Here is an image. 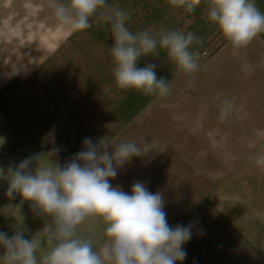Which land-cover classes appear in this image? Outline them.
Instances as JSON below:
<instances>
[{
  "label": "rangeland",
  "instance_id": "obj_1",
  "mask_svg": "<svg viewBox=\"0 0 264 264\" xmlns=\"http://www.w3.org/2000/svg\"><path fill=\"white\" fill-rule=\"evenodd\" d=\"M50 6L49 3V16L54 13ZM193 52L199 53L201 61L209 57L204 49ZM157 59V78L168 80L175 72L182 74L170 63L164 49L159 50V55L142 57L137 66L144 67ZM63 67H50L47 76L53 75V82H40L38 73L36 81L14 84L16 89L10 90L8 98H4V90L0 92V167L6 170L9 165H18L22 160L18 158L22 147L4 145L8 131L5 130L7 120L3 112L8 110L16 113L13 116L17 121L23 123L24 119L30 118L36 130L42 128L33 134L60 137L68 145L79 143L76 139L83 134L111 147L125 141L141 142L143 138L153 145L152 152L147 156L133 157L118 169L117 176L110 183L113 187H126L129 194L134 182L145 183L148 191L162 194L163 210L170 226L192 225V238L183 246L187 256L177 264H264V179L250 158L264 153L263 147L244 145L247 142L245 132L238 135V132L201 130L200 123L194 121V113L200 106L199 96L197 94L192 99L189 108L182 82L171 84L170 94L166 97L146 96L134 89L118 88L113 75L115 66L112 67L111 82L97 83L94 108L76 107L77 101L71 97L73 84L55 82L63 80L65 70L66 74L71 73L70 67ZM117 104L127 114L128 129L124 131L115 129L119 128L115 115L110 118L107 113V107ZM189 109L193 113L192 129L185 130V115ZM54 110L60 112L41 114ZM75 110L79 114L63 113ZM48 126L56 130H43ZM86 128L90 130L82 131ZM82 149L81 146L47 148L49 154H53L50 155L53 160L57 159V154L64 156L62 165L69 162L67 156L70 153L77 154ZM13 155H17L16 159ZM12 159L16 162H11ZM7 188V180L0 179V232L11 237L16 226L24 227L23 224H30L31 220L36 222L41 215L24 210L31 204L19 195L10 199L6 195ZM24 230L25 238L34 236L30 234L35 230L33 227H24ZM3 251L0 248V255Z\"/></svg>",
  "mask_w": 264,
  "mask_h": 264
},
{
  "label": "clouds",
  "instance_id": "obj_2",
  "mask_svg": "<svg viewBox=\"0 0 264 264\" xmlns=\"http://www.w3.org/2000/svg\"><path fill=\"white\" fill-rule=\"evenodd\" d=\"M176 9L191 14L201 0H167ZM52 8L59 26L69 35L89 29L90 20L110 25L114 40L110 48L115 68L114 79L122 90L134 89L146 96L166 97L171 86L157 78L155 64L138 67L142 57L159 55L164 49L177 72L191 75L199 70V53L190 50L201 38L195 33L162 30L154 35L144 30L133 33L127 27L131 14L107 0H53ZM207 15L217 25L231 46L232 55L264 34V12L256 0H207ZM227 109L222 111V118ZM111 148V152L109 151ZM153 145L125 141L111 147L85 138L83 149L63 166L40 155L22 160L18 165L0 167V179L7 180L6 195L28 201L34 213L47 222L39 233L25 238L24 227L14 234L0 232V264H177L187 252L183 246L192 238V225H169L160 192L148 191L146 184L134 182L131 194L113 187L111 179L133 157L147 156ZM56 151H59L58 149ZM264 169V153L250 157ZM35 164L33 169L31 166ZM102 225L98 243L96 234L85 233L88 222Z\"/></svg>",
  "mask_w": 264,
  "mask_h": 264
},
{
  "label": "crops",
  "instance_id": "obj_3",
  "mask_svg": "<svg viewBox=\"0 0 264 264\" xmlns=\"http://www.w3.org/2000/svg\"><path fill=\"white\" fill-rule=\"evenodd\" d=\"M65 1L67 2L59 0L61 3ZM49 3L52 5L53 0H7L6 3L0 0V92L4 90L7 93L4 98H8L10 90L16 89L14 84L36 81L38 73L40 82H53L51 79L54 76H47L48 72H51L50 67L56 69L70 67L71 73L66 74L65 70L63 80L55 82L73 84L71 97L77 101L76 107L94 108L96 85L111 82L112 67L115 66L110 52L114 44L110 25L100 20L97 14L91 18L92 26L89 29L69 35L66 29L59 26L54 13L48 15ZM107 3L131 14L127 27L134 34L144 30L151 31L154 35L162 30H179L199 36L201 42L193 43L190 50L204 49L209 57L203 61L198 60L199 70L194 74L175 72L169 77V84L183 83L184 97L188 100L189 108L192 107V99L198 94L200 106L194 113V121L200 123L201 130L238 132V135L239 132H245L247 142L244 145L264 148V34L234 56L231 46L217 25L208 19L207 0H201V4L191 14L183 9L172 8L167 0H107ZM256 4L261 12H264V0H256ZM50 8L52 11V6ZM169 61L175 66L174 62ZM149 64L159 66L158 59ZM55 71L57 73V70ZM68 76H71L70 79ZM64 92L67 93L68 90L64 88ZM107 95L110 105L111 96L109 93ZM80 100L85 102L81 103ZM224 109H227V115L222 118ZM59 112L42 111L41 114ZM63 113L79 114V111ZM107 113L110 118L115 115L114 120L119 124L116 130L128 129L124 108L118 104L115 107L109 106ZM13 115H16L13 110L3 112V117L7 120L5 130L8 131L7 142L4 145L22 147V154H18V158L22 160L40 155L42 161H48L53 156L49 154L48 147H83L85 138H90L83 134V137L76 139L79 143L72 142L68 145L65 144V139L60 137L47 138L44 134H33V131L42 128L36 130L30 118L24 119L22 123ZM185 121L184 129L191 130L193 122L191 109L187 111ZM43 130L55 131L56 128L48 126ZM86 130L90 128L82 131ZM91 139L96 143L95 138ZM70 154L67 161L76 155L73 152ZM16 156L13 155L15 159ZM55 157L57 159L54 161L63 166L64 156L57 154ZM15 159L11 162L15 163ZM252 162L255 163V160ZM35 166L33 164L31 167L34 169ZM258 171L263 173L264 179V169L258 167ZM120 188L127 193L126 187ZM24 210L32 208L25 207ZM46 222V218L41 216L36 222L31 220L30 224L25 222L23 226L33 227L34 234L31 232L30 234L36 235L42 231ZM102 230V225L95 221L82 226L83 232L96 234L98 243L104 242L100 239Z\"/></svg>",
  "mask_w": 264,
  "mask_h": 264
},
{
  "label": "built area",
  "instance_id": "obj_4",
  "mask_svg": "<svg viewBox=\"0 0 264 264\" xmlns=\"http://www.w3.org/2000/svg\"><path fill=\"white\" fill-rule=\"evenodd\" d=\"M203 55H206V53H205V52H203Z\"/></svg>",
  "mask_w": 264,
  "mask_h": 264
}]
</instances>
